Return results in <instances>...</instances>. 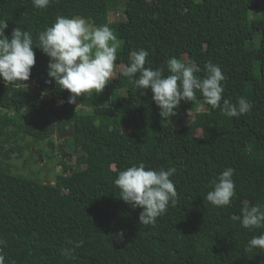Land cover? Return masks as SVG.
Listing matches in <instances>:
<instances>
[{
  "label": "trees",
  "instance_id": "obj_1",
  "mask_svg": "<svg viewBox=\"0 0 264 264\" xmlns=\"http://www.w3.org/2000/svg\"><path fill=\"white\" fill-rule=\"evenodd\" d=\"M111 10L123 18H110ZM57 16L106 24L121 41L103 92L85 93L77 105L67 103L69 92L54 79L46 83L50 58L37 47L38 34ZM0 20L8 23L5 35L15 27L29 31L36 56L29 81L5 84L0 78L5 264H264V251L248 248L264 228L240 224L243 207L264 208V0H124L123 6L119 0H51L45 9L32 0H0ZM141 48L149 53L145 66L165 76L171 57L195 60L202 69L207 61L219 65L223 99L244 97L252 109L229 117L197 93L196 101H182L174 115L161 117L151 90H138L135 77L120 75ZM188 112L193 115L184 120ZM28 114L50 119L59 137L74 129L68 138L74 165L61 157L53 183L13 171L7 145L25 136L44 141L49 158L58 151L49 124ZM139 162L176 169L170 179L177 202L155 225L139 224L142 209L119 198L114 184L120 171ZM227 167L235 170V195L228 206L215 207L204 197ZM120 230L123 239L116 237ZM172 235L184 243L176 245ZM66 247L74 248L67 257Z\"/></svg>",
  "mask_w": 264,
  "mask_h": 264
},
{
  "label": "clouds",
  "instance_id": "obj_2",
  "mask_svg": "<svg viewBox=\"0 0 264 264\" xmlns=\"http://www.w3.org/2000/svg\"><path fill=\"white\" fill-rule=\"evenodd\" d=\"M51 0H32L37 9H45ZM6 20H0V78L6 83L29 81L31 69L36 63L32 34L15 27L11 36L5 35ZM42 52L50 59L47 66L49 79L67 90V103L77 105L83 94L93 90L101 94L112 78L117 60L119 42L108 25H94L80 16H57L51 26L41 31L37 37ZM147 50L141 48L130 54V62L125 64L120 75L133 80L138 90L150 89L152 100L160 108L163 118L174 115L181 102H194L197 93L213 109L220 108L229 117L239 118L252 109V104L244 97L236 103L223 99L225 76L219 65L207 61L203 69L195 60H181L171 57L167 61L169 74L161 68L146 67ZM204 72L203 77L197 75ZM138 74V75H137ZM234 169L225 168L212 181V190L206 197L215 207L228 206L235 195ZM176 172L174 167L159 170L146 166L144 162L133 164L118 173L114 184L119 189V198L132 208H141L139 224L155 225L169 205L175 206L178 192L170 179ZM240 224L254 230L264 228V208L259 205L245 206L241 210ZM116 237L123 239L124 231ZM7 242L0 238V251ZM79 245L77 244L76 247ZM248 248L264 251V232L248 241ZM74 248H64L62 254L70 256ZM0 264H5V256L0 254Z\"/></svg>",
  "mask_w": 264,
  "mask_h": 264
},
{
  "label": "rangeland",
  "instance_id": "obj_3",
  "mask_svg": "<svg viewBox=\"0 0 264 264\" xmlns=\"http://www.w3.org/2000/svg\"><path fill=\"white\" fill-rule=\"evenodd\" d=\"M119 5L123 6L124 0H119ZM113 17L115 19L123 18L121 11L119 10H111L110 18ZM118 42L120 48L121 41L119 40ZM192 115L193 113H186L184 120H188L192 117ZM26 117H34L38 121L44 119V116L37 118L33 114H28L26 115ZM44 121H46L47 124H49V126L52 128V139L55 142L56 149L61 152V154H58V151H56L55 156L49 158V152L42 151V149H47L44 141L35 142L30 136H25L23 139H19V142L15 145L8 144L7 151L11 155V163L13 164L14 172L40 181L53 183L56 174L62 170L63 164L60 161L61 157H63V163H65L68 167L74 165V156H72L71 154L72 152L68 140V138L71 137L72 134L70 136L59 137L58 131L52 125L53 123H51V120L45 118ZM131 124L132 122L127 124L125 128H129ZM173 124L174 126H179L180 122L173 120ZM60 144L61 146H59ZM171 239L176 245L181 246L184 243V241L179 236L172 235Z\"/></svg>",
  "mask_w": 264,
  "mask_h": 264
},
{
  "label": "water",
  "instance_id": "obj_4",
  "mask_svg": "<svg viewBox=\"0 0 264 264\" xmlns=\"http://www.w3.org/2000/svg\"><path fill=\"white\" fill-rule=\"evenodd\" d=\"M73 133H74V129L71 132H61L60 136H70Z\"/></svg>",
  "mask_w": 264,
  "mask_h": 264
},
{
  "label": "built area",
  "instance_id": "obj_5",
  "mask_svg": "<svg viewBox=\"0 0 264 264\" xmlns=\"http://www.w3.org/2000/svg\"><path fill=\"white\" fill-rule=\"evenodd\" d=\"M61 102V101H60Z\"/></svg>",
  "mask_w": 264,
  "mask_h": 264
}]
</instances>
